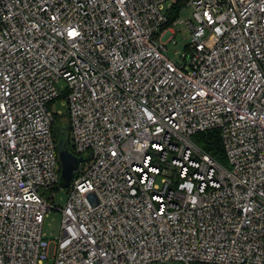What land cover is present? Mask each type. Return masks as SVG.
<instances>
[{
  "label": "built area",
  "instance_id": "1",
  "mask_svg": "<svg viewBox=\"0 0 264 264\" xmlns=\"http://www.w3.org/2000/svg\"><path fill=\"white\" fill-rule=\"evenodd\" d=\"M0 264H264V0H0Z\"/></svg>",
  "mask_w": 264,
  "mask_h": 264
},
{
  "label": "rangeland",
  "instance_id": "2",
  "mask_svg": "<svg viewBox=\"0 0 264 264\" xmlns=\"http://www.w3.org/2000/svg\"><path fill=\"white\" fill-rule=\"evenodd\" d=\"M191 8L185 7L183 8L179 16L183 19H191ZM185 40L182 38L181 35L176 36V43L171 44L167 43L166 48L167 52L171 57L175 56V52H181L183 50V44ZM59 88L62 90L64 83L60 82L58 84ZM51 109L57 113L58 116H62L65 113L66 107L64 100L60 98H56L51 102L50 105ZM53 194V202L56 205L62 206L65 203V199L67 196V189L66 188H56L52 190ZM60 223H61V215L57 211H51L47 214L44 224H43V232L45 233L46 237L49 239H54L60 232Z\"/></svg>",
  "mask_w": 264,
  "mask_h": 264
},
{
  "label": "water",
  "instance_id": "3",
  "mask_svg": "<svg viewBox=\"0 0 264 264\" xmlns=\"http://www.w3.org/2000/svg\"><path fill=\"white\" fill-rule=\"evenodd\" d=\"M53 132L57 140L56 151L60 163L58 186L67 188L73 179L74 172L79 168L80 163L85 160V154L76 156L72 153L69 145V126L66 117L56 120Z\"/></svg>",
  "mask_w": 264,
  "mask_h": 264
},
{
  "label": "trees",
  "instance_id": "4",
  "mask_svg": "<svg viewBox=\"0 0 264 264\" xmlns=\"http://www.w3.org/2000/svg\"><path fill=\"white\" fill-rule=\"evenodd\" d=\"M175 14H176V10L172 12L171 18ZM62 117L65 116H61L59 118ZM194 140L204 151H206L209 155H211L216 161L220 163L224 162L222 144L217 129L202 131L195 135Z\"/></svg>",
  "mask_w": 264,
  "mask_h": 264
}]
</instances>
